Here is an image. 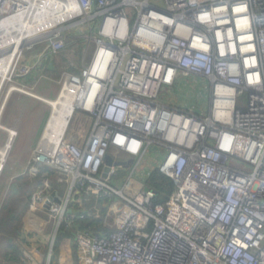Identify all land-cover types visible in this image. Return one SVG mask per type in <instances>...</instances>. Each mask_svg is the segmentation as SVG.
<instances>
[{"label":"built area","instance_id":"obj_1","mask_svg":"<svg viewBox=\"0 0 264 264\" xmlns=\"http://www.w3.org/2000/svg\"><path fill=\"white\" fill-rule=\"evenodd\" d=\"M24 3L0 0V22ZM73 3L43 58L65 49L66 28L93 44L72 76L84 106L61 139L38 143L30 164L67 177L62 204L48 208L58 230H72L79 264H264V0ZM19 61L7 79L21 90L36 65L20 74ZM165 88L184 95L164 98ZM80 112L91 130L79 122L72 135ZM149 155V174L158 168L175 182L164 204L147 170L132 183ZM108 156L127 164L104 177ZM43 196L33 194V210ZM93 199L114 218L107 231L80 226Z\"/></svg>","mask_w":264,"mask_h":264},{"label":"rangeland","instance_id":"obj_2","mask_svg":"<svg viewBox=\"0 0 264 264\" xmlns=\"http://www.w3.org/2000/svg\"><path fill=\"white\" fill-rule=\"evenodd\" d=\"M159 1L163 2V0ZM55 29H59L58 25ZM70 29L71 28H66L63 30V32H65L64 34H66L65 39H67L65 49L52 57H48L46 59L43 58L46 54L43 52L46 51L48 41L39 42L34 48L24 50V53L21 55L19 61V66H22L19 73L21 74L23 73V70H26L24 67L25 64L27 67H31V69H34V66L36 65L34 72L27 76L26 80L28 81L26 82L23 80L25 87H22L21 90H11L12 87L20 88L17 85L16 79L14 81L7 79L3 82V90L0 93V110L2 109L3 112L0 116V121L5 127L14 128L17 131V135L8 153L4 168L0 172L1 232H3V230H7L9 232L12 231L10 226L7 228L9 217L10 220H12V215L8 212V209L4 208V203H10V208L13 207L14 210H16L15 214L18 215L24 208V204L26 202V200L14 202L12 199L11 186L14 185L15 182L19 181L18 177L25 176L22 180L25 183L22 191L32 190L33 192L39 187L35 185L34 175L30 172L31 169L37 167L30 164V160L33 157L34 150L41 140L42 132L51 112V107L46 103L45 99L55 98L65 85V81H69L71 76H81L83 67L87 65L88 61H90V57L93 53V44L87 43L89 45L88 48L86 41L80 37H75L76 34L73 35V31ZM50 37L48 38L49 40L53 38V35L51 38ZM46 67L54 68L51 69L50 73H48L45 72ZM163 91L165 92L163 95L164 98L167 94L173 95L176 99L184 95L181 90H179L180 94L173 93V91H170L169 88H165ZM241 100V106H246L247 95L245 94L241 97ZM86 116L87 115L83 112L75 115L72 119L73 122L71 127L73 128V126H77L79 122H85V124L86 122L88 123L89 120L86 119ZM8 137V132L0 129V148L6 144ZM125 164L127 163L124 162V166L126 167ZM155 165V160L149 155L144 160V163L139 166L141 169L136 171V176L132 179V183L138 182L136 179H140V172L147 170V173L149 174V170ZM234 165L238 166L237 164ZM49 169L53 173L50 178L45 181L49 184H53L55 182L59 186V189H62V191L63 189L67 190L68 182L66 180V175L58 172L51 166ZM129 172L130 167L128 165V168H126L123 174L124 178L126 176L127 177L125 179L123 178V182L127 180L128 175L130 174ZM46 182L43 183L39 189L45 188L47 186ZM44 193L46 192L44 191ZM22 195L23 193L21 196ZM21 196L20 194H16L14 198H22ZM4 220H7V223H5ZM108 220L111 221L110 224H112L114 220L113 216H111ZM16 224L17 223H12L11 226L14 227ZM1 240L4 241L2 237L0 241Z\"/></svg>","mask_w":264,"mask_h":264},{"label":"bare ground","instance_id":"obj_3","mask_svg":"<svg viewBox=\"0 0 264 264\" xmlns=\"http://www.w3.org/2000/svg\"><path fill=\"white\" fill-rule=\"evenodd\" d=\"M22 1L25 2V8H21V11L15 12L0 22V91L3 82L11 75L13 66L24 50L34 48L39 42L46 41L49 36L60 31L55 27L68 20L76 10L73 0ZM78 79L71 76L69 81H65V85L55 98L45 99L51 107V112L41 135V144L57 142L61 139L74 110L79 105L84 106L83 86L78 83ZM11 90H17V88L12 87ZM0 129L9 134L6 144L0 148L1 172L17 131L14 128L5 127L1 121Z\"/></svg>","mask_w":264,"mask_h":264},{"label":"crops","instance_id":"obj_4","mask_svg":"<svg viewBox=\"0 0 264 264\" xmlns=\"http://www.w3.org/2000/svg\"><path fill=\"white\" fill-rule=\"evenodd\" d=\"M86 127L88 134L91 130V122H86ZM78 130H80L78 125L73 126L71 134H77ZM33 169L30 172L34 178H37L41 168ZM48 174V172L41 174L39 182L45 183V180L51 176H47ZM42 184L37 186L41 187ZM39 187L33 191V194L37 191H43L44 194V200L39 203L38 208L33 210L29 201V207L25 210L26 213L21 215L20 220H17L18 230L14 231L15 227H13L10 232L7 230L0 231V236L4 239V241H0V264H79L78 247L72 230L66 228L58 230L56 215L51 213L47 206L54 191L57 192L58 196H64L67 190L63 189L62 191L55 182L53 184L47 183L45 188L39 189ZM12 199L14 202L21 200V198H14V196ZM68 217L72 218L71 214ZM7 250L11 252L9 256L6 255ZM15 250L17 251L15 252ZM23 258L26 263L22 261Z\"/></svg>","mask_w":264,"mask_h":264},{"label":"trees","instance_id":"obj_5","mask_svg":"<svg viewBox=\"0 0 264 264\" xmlns=\"http://www.w3.org/2000/svg\"><path fill=\"white\" fill-rule=\"evenodd\" d=\"M50 68V69H49ZM45 69V72L50 73L51 67H49ZM27 77L25 78H21L22 80H25L26 82L28 80H26ZM40 174L37 178H35L34 183L35 185H41L42 183L39 182L41 179V174L48 172L49 174L47 176L52 175V171L47 168V167H41L40 170ZM24 179V176H19L17 182L14 183V185L11 186V195L15 196L16 194H21L23 193V195L21 196V200H26L25 204H24V208L19 212V214H15L16 210H14L13 207L10 208V203L6 202L4 205V208L8 209V212L12 215V220H8V224H7V228L10 226L11 230L13 229V227L11 226L12 223H14V221H16L15 223H17V220H20L21 215H24V213H26V208L29 207V201L31 203V197H32V190H24L22 191V189L25 186L24 181H22ZM18 184V185H16ZM147 185L150 188H153L157 191V193L159 194V199L157 200L158 203H165L167 201V199L169 198V196L171 195V193L173 192L174 188H175V182L173 179L167 177L166 175H164L163 173L160 172V170L158 168L152 170V172L150 173L148 180H147ZM15 187V189H14ZM15 191V193H14ZM8 203V204H7ZM86 206L91 209V215H87L83 218L80 219V226L81 228H88V227H92L94 229V231H107L108 229L106 228V226H108V223H110L111 221H107V209L105 207H102V203L101 201H96L95 199L91 200V202L86 203ZM94 207H97L101 210V216L98 217L96 215V211ZM83 212V211H82ZM84 213H86L84 211ZM5 223H7V220H4ZM14 231H17L18 226L16 224V226H14ZM65 226L62 225V227L60 228L61 230H64ZM6 231V230H5ZM69 231V230H68ZM70 232V231H69ZM72 232V231H71ZM9 250V247H8ZM6 251V255L9 256L11 254V252ZM17 250H15L16 252ZM11 257V256H10ZM12 258V257H11ZM22 262V261H21ZM23 263V262H22Z\"/></svg>","mask_w":264,"mask_h":264},{"label":"water","instance_id":"obj_6","mask_svg":"<svg viewBox=\"0 0 264 264\" xmlns=\"http://www.w3.org/2000/svg\"><path fill=\"white\" fill-rule=\"evenodd\" d=\"M112 165H124V163H123V162H114L113 158H112L111 156H108V157H107V166H106V168H105L104 177H107V172L110 170V167H111ZM56 194H57L56 191H54V192L52 193L51 201H55V202H57V203H59V204H62V200L59 199V198L56 196ZM51 201L48 202V207H50V205H51V203H52Z\"/></svg>","mask_w":264,"mask_h":264}]
</instances>
